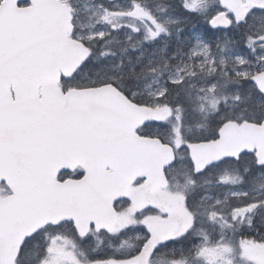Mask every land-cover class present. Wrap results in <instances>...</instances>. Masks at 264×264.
Returning <instances> with one entry per match:
<instances>
[{"label": "snow or ice", "instance_id": "obj_1", "mask_svg": "<svg viewBox=\"0 0 264 264\" xmlns=\"http://www.w3.org/2000/svg\"><path fill=\"white\" fill-rule=\"evenodd\" d=\"M0 264H264V0H0Z\"/></svg>", "mask_w": 264, "mask_h": 264}]
</instances>
